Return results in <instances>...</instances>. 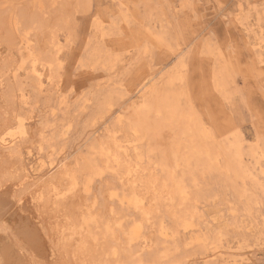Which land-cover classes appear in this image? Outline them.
<instances>
[{
	"label": "rangeland",
	"instance_id": "rangeland-1",
	"mask_svg": "<svg viewBox=\"0 0 264 264\" xmlns=\"http://www.w3.org/2000/svg\"><path fill=\"white\" fill-rule=\"evenodd\" d=\"M81 4L64 15H46L45 24L56 29L60 40L59 76L43 60L56 50L48 28L30 36L33 50L43 58L37 65L41 86L37 75H32L28 49L21 44L11 49L0 39L2 60H27L25 68L15 73L14 66L5 73L7 78L0 77V97L5 98L0 126L10 121L16 125L14 118L19 115L27 127V137L19 141L23 155L17 163L36 165L41 156L58 161L37 177L35 185L29 181L32 188L17 174L16 189L23 197L16 204L15 223L23 211L32 213L28 220L40 242L37 251L42 253V263L76 264L77 258L86 256L92 243L86 232L76 230V212L89 206L98 246L111 242L116 254L87 256L86 264H127V260L129 264L138 255L143 264H230L233 260L264 264V0H82ZM60 16H64L62 24L53 19ZM63 81L70 96L78 95L68 105L60 95ZM70 96L67 100H75ZM190 122L206 127L218 149L238 143L254 180L263 187L229 171L225 156H220L218 165L196 161L188 153L192 140L198 141L194 133H185ZM174 141L184 157H190V165L181 161L179 168L170 155ZM27 148L34 155L31 160ZM104 151L111 154L109 161ZM113 155L117 162L112 163ZM135 168L136 173L127 172L120 179L126 169ZM177 182L188 189L183 204L170 193L171 184ZM21 187L28 189L26 197ZM113 190L121 197L139 192L151 222L145 221L142 211L111 198ZM40 191L43 199L37 194ZM63 199L69 210L54 207ZM184 218L190 227L182 226ZM134 221L142 224L143 234L131 244L127 234ZM102 225L111 227L114 235L105 237L107 228Z\"/></svg>",
	"mask_w": 264,
	"mask_h": 264
},
{
	"label": "bare ground",
	"instance_id": "bare-ground-1",
	"mask_svg": "<svg viewBox=\"0 0 264 264\" xmlns=\"http://www.w3.org/2000/svg\"><path fill=\"white\" fill-rule=\"evenodd\" d=\"M82 3V0H0V39L4 40L8 43L9 47L12 48V46L16 45H23L25 46L24 48L28 49L29 55H30V63H31V67H32V75L35 74V76L37 75L38 80H39V84L40 86L42 85V81H41V73L38 70V63L42 64L43 60L44 62H46L47 64L53 66L51 69V72L55 73V77L56 75L59 76L58 72L59 69L61 70L62 64L60 63V59L58 57L59 52H61V46H60V40L57 37L56 34V29L55 28H50V26L48 27L46 22V15L51 14V15H55L57 16L58 14L60 15H64L66 14L68 11H71L74 6L76 7H80V4ZM82 5V4H81ZM75 7V8H76ZM72 8V9H71ZM71 9V10H70ZM77 9V8H76ZM80 11V10H78ZM72 12V11H71ZM69 12V13H71ZM81 12V11H80ZM86 13V12H85ZM77 14V12L75 13ZM64 17V16H63ZM62 16H60V18L54 17L53 19L56 18V22L61 23V20L63 18ZM72 19V18H71ZM67 20V19H66ZM73 20V19H72ZM71 20V21H72ZM54 21V20H53ZM53 23V22H52ZM66 23V22H65ZM48 24H51L48 23ZM55 24V22H54ZM62 24V23H61ZM68 24V23H66ZM55 27V26H53ZM44 28H48L49 32L51 33V40H52V46L55 48L56 50H53L54 48H52L53 51H50L46 54L45 57H41L38 54V50H33L34 48L31 46V39L30 36H32V32H38ZM46 31V30H45ZM75 31V30H74ZM42 32V31H41ZM44 32V31H43ZM53 32V34H52ZM49 33V34H50ZM34 35V34H33ZM48 35V34H45ZM44 35V36H45ZM42 36V35H40ZM43 37V36H42ZM41 37V38H42ZM82 37V36H81ZM39 38V37H38ZM44 38H49V37H44ZM44 40V39H43ZM82 40V39H81ZM36 41H38V39H36ZM68 42V41H67ZM33 43V42H32ZM43 47H44V42H42ZM36 44V43H35ZM39 44V43H38ZM51 44V43H50ZM2 45V44H1ZM48 45V44H47ZM37 46V45H36ZM14 47V49H15ZM42 47V49H43ZM50 47V46H49ZM4 48V47H3ZM19 48V47H18ZM63 48V47H62ZM20 49V48H19ZM70 50V49H69ZM27 51V50H26ZM1 52V51H0ZM8 52V51H7ZM2 53V52H1ZM4 55V54H3ZM74 55V53H73ZM8 56V55H7ZM76 57V56H75ZM4 59V57H2ZM8 58V57H7ZM72 58V57H71ZM16 59V58H15ZM43 59V60H42ZM77 59V58H76ZM70 62V61H69ZM19 63V61H18ZM17 62L14 61V59L9 58V59H5L2 60L0 58V77H2L7 71H10L11 68H13L14 66H16L14 72L17 73L18 70L25 68V66L27 65V60H22L21 63L18 64ZM45 63V64H46ZM68 63V62H67ZM73 64V63H72ZM79 64V63H78ZM47 67V65H45ZM27 68V67H26ZM40 70L41 67H39ZM44 68V67H43ZM92 69V68H91ZM17 70V71H16ZM22 71V70H21ZM13 72V71H12ZM25 74L26 70L24 71ZM11 73V71H10ZM15 73L13 75H15ZM50 73V72H49ZM17 75V74H16ZM54 75V74H53ZM64 75V74H63ZM6 74L4 75L3 78H5ZM34 76V75H33ZM32 76V77H33ZM52 77V76H50ZM64 77V76H63ZM7 78V76H6ZM15 78V77H14ZM19 78V75L18 77ZM65 78V77H64ZM24 79V78H23ZM27 79V78H26ZM56 79V78H55ZM1 80V78H0ZM29 80V79H28ZM58 80V79H57ZM64 80V79H62ZM150 80V78H149ZM14 81H17V79H15ZM13 81V82H14ZM35 81V80H33ZM25 82V81H24ZM28 82V81H27ZM31 82V81H30ZM61 82V81H60ZM59 82V83H60ZM73 82V81H72ZM4 83V82H3ZM2 83V84H3ZM17 84V82H15ZM37 83V85H38ZM6 84V82H5ZM11 84V83H10ZM66 81L62 82L61 85L59 86V90H60V95L63 98L62 103L64 105H68L69 103L76 101V94L72 95L74 97L75 100H67V98L70 96L68 91L65 88ZM75 84V83H74ZM149 83H144L141 87V89H143L144 87H146ZM34 85V84H33ZM82 85V83H81ZM5 86V85H4ZM25 86V85H24ZM39 86V89H40ZM57 86V85H56ZM22 87V86H20ZM27 87V85H26ZM38 87V86H37ZM9 88V86H8ZM43 88V87H42ZM57 88V87H56ZM17 89V88H16ZM46 89V88H45ZM74 89V88H73ZM76 89V88H75ZM141 89H139L138 91H140ZM5 90V89H4ZM21 90V89H20ZM19 90V91H20ZM136 90V89H135ZM10 91V90H9ZM79 91V90H78ZM137 91V92H138ZM6 92V91H5ZM13 92V91H11ZM9 92L8 95V99H6L7 101H9L11 99V95ZM21 92V91H20ZM168 92V91H167ZM14 93V92H13ZM19 93V92H18ZM184 93V92H183ZM4 94V93H3ZM20 94V93H19ZM79 94V93H78ZM56 95V94H55ZM46 96V95H45ZM70 96V98L72 97ZM47 97V96H46ZM40 98V97H39ZM79 98V97H78ZM5 98L0 97V108H4L1 103L5 102L4 100ZM158 99V97H157ZM11 101V100H10ZM9 101V102H10ZM61 101V100H60ZM14 102V100L12 101ZM29 102V101H28ZM165 102V101H164ZM31 103V101H30ZM8 104V103H6ZM21 104V103H19ZM9 105V104H8ZM11 105V103H10ZM32 105V104H31ZM5 106V103H4ZM33 106V105H32ZM12 107V106H11ZM10 107V108H11ZM29 107V106H28ZM145 107V106H144ZM143 107V108H144ZM8 108V106H7ZM36 108V107H35ZM146 108V107H145ZM9 109V108H8ZM12 111H14L15 109H13V107L11 108ZM22 109V108H21ZM142 109V107H141ZM32 110V109H31ZM51 110V109H50ZM147 110V109H146ZM20 111V108H19ZM25 111V110H24ZM66 111V110H65ZM158 111V110H157ZM156 111V113H157ZM6 112V111H5ZM18 112V110H17ZM16 112V113H17ZM33 112V111H32ZM146 112V111H145ZM15 113V114H16ZM148 113V112H147ZM170 113V112H169ZM168 113V114H169ZM173 114H175L174 112H172ZM9 116H12V112L8 111ZM145 114V113H144ZM4 115V114H3ZM9 116L7 117V119L9 118ZM14 116V115H13ZM12 116V118H13ZM193 116V115H191ZM5 118V120H7ZM15 121H16V125H14L13 123H7V124H2L3 126H0V264H44L42 263V257L40 254V251H37L38 249V245H39V239H37L36 236V232L34 227L31 225V222L28 220V216L31 215L30 213L23 211V215L20 217L18 223L16 224V204L20 203L22 201V194L18 193V191L20 192V189H16V181H17V174L21 173L23 178H25V183H29L30 180H32L31 182L35 185L36 180H39L37 177L40 176L42 173H44V171L47 170V168H50L54 165L57 164V159L53 158L50 156L51 160L47 161V158L49 157H45V156H41L38 159L37 164L35 165H24L23 163H21V161H19V164L17 163V158L19 160H21V157L23 155L22 153V147L21 144L19 143L20 139H22L23 137L25 138V136L27 135V127H26V123H25V119L22 116L16 115L15 116ZM52 119V118H51ZM188 119V118H187ZM138 120V118H137ZM190 120V119H189ZM194 120L195 119H191ZM8 121V120H7ZM64 121V120H63ZM163 121V120H162ZM42 122V121H41ZM59 122V121H58ZM3 123V122H2ZM15 123V122H14ZM47 123V122H46ZM77 123V122H76ZM162 123V122H161ZM164 123V122H163ZM166 123V122H165ZM200 123V122H199ZM45 124V123H44ZM43 124V125H44ZM53 124V123H52ZM192 123L190 122V125ZM46 125V124H45ZM48 125V124H47ZM46 125V126H47ZM69 125V124H68ZM188 125L185 128V133L189 136L190 133H194L195 136H197V143L195 144V139L192 140V144L191 145V149L190 151H188V153H192L191 156H195L194 158L196 159V161H206L208 163H212L214 165H218L219 164V158L220 156H225V160L227 161V167L228 170L231 171L232 173L236 174V175H242L245 178H251L252 180H254L255 173L246 165V161L244 159V152L241 149V147L237 146V145H232L230 147H223L221 149H218V146H215V142L213 143V140L211 139V137L208 135V133H206V130H204L199 126L198 123H194L193 125ZM41 126V125H40ZM165 126V125H164ZM170 126V125H169ZM35 127V125H34ZM52 127V126H51ZM203 127V126H202ZM40 128V127H38ZM47 128V127H46ZM170 128V127H169ZM33 129V126L31 128V131ZM35 129V128H34ZM33 129V130H34ZM42 129V128H41ZM30 130V129H29ZM45 130V129H44ZM48 130V129H47ZM42 131V130H41ZM39 132V131H38ZM43 132V131H42ZM31 133V132H30ZM32 134V133H31ZM40 137L42 135H39ZM27 137V136H26ZM165 137V136H164ZM177 137V136H176ZM187 137V136H186ZM42 138V137H41ZM174 138V137H173ZM180 138V136H179ZM171 139V138H170ZM186 139V138H185ZM214 139V138H213ZM48 140H46L47 142ZM164 141V140H163ZM173 141V140H171ZM236 141V140H235ZM50 142V141H49ZM180 142V140H179ZM26 143V142H25ZM39 143V142H38ZM42 143V142H40ZM39 143V146H41ZM55 143V142H54ZM164 143V142H163ZM162 143V144H163ZM171 153L173 158L176 160L177 165L180 168V163L181 161H184L187 165H190L191 163V159L190 157H184V155L181 153V146L179 145L178 142L174 141L171 142ZM236 144V143H235ZM56 145V144H55ZM185 145V144H184ZM190 146V144H189ZM161 148V147H160ZM188 148V147H187ZM28 151L26 150V154H27V159L31 160L34 155L32 154L31 149L27 148ZM64 149V147H63ZM25 150V149H24ZM105 150V149H104ZM154 150V149H153ZM188 150V149H187ZM101 151V149H100ZM105 152V151H104ZM153 152V151H152ZM106 156H107V161H109L111 154L109 152H105ZM187 153V151H186ZM100 154V153H99ZM260 154V153H259ZM91 155V154H90ZM101 155V154H100ZM53 156V155H52ZM94 156V155H93ZM113 162H117V157L115 155H113ZM189 156V155H188ZM258 157V156H257ZM171 158V157H170ZM104 159V158H103ZM102 159V160H103ZM263 159V158H262ZM100 161V160H99ZM249 161V160H248ZM88 162V161H87ZM173 162V161H172ZM83 163V162H82ZM90 163V162H89ZM107 163V162H106ZM102 164V163H101ZM166 164V163H165ZM176 164V163H175ZM257 164V163H256ZM92 166V163H91ZM105 166V165H104ZM81 167V165H80ZM88 165H87V169H88ZM176 167V166H175ZM86 168V167H85ZM101 169V168H100ZM99 169V170H100ZM138 168L135 169H126V172L124 173V175H121V178L123 176H125V174L128 172V175L130 176L131 174L133 175L134 173L137 172ZM94 170V169H92ZM102 170V169H101ZM189 170V169H187ZM223 170V169H222ZM221 170V171H222ZM104 171V170H103ZM118 171V170H117ZM262 171V170H261ZM264 171V170H263ZM98 172V171H97ZM101 172V171H100ZM99 172V173H100ZM134 172V173H133ZM174 172V171H173ZM206 172V171H205ZM222 173V172H221ZM95 175L97 173H94ZM226 174V173H225ZM89 175V174H88ZM21 176V177H22ZM171 176V175H170ZM96 177V176H95ZM181 177V176H180ZM36 178V179H35ZM179 178V177H178ZM41 179V178H40ZM90 179V178H89ZM172 179V178H171ZM92 180V179H91ZM179 180V179H178ZM53 181V180H52ZM77 181V180H76ZM107 181V180H106ZM180 181V180H179ZM184 181V180H183ZM255 183H257L256 186L258 187H263L258 181L254 180ZM22 182V181H21ZM30 182V183H31ZM75 180L73 181V184L75 185ZM89 182H91L89 180ZM174 182V181H173ZM20 183V182H19ZM27 183V184H28ZM29 183V184H30ZM106 183V182H105ZM244 183V182H243ZM264 183V182H263ZM21 184V183H20ZM25 185V186H30V185ZM53 184V183H52ZM166 184V183H165ZM50 185V183H49ZM77 183H76V192L78 190L77 187ZM90 185V184H89ZM109 185V183L107 184ZM173 185V189L170 191V193L173 196V199H177L183 202L187 201L188 199H186V195H187V190L186 189V185L184 184V182H177V183H173L171 184ZM170 185V186H171ZM21 186V185H20ZM33 185H31L30 187L32 188ZM122 186H123V182H122ZM51 187V185L49 186ZM90 187V186H89ZM168 187V185H167ZM24 188V195L25 193L28 191V189L25 191V187H21ZM135 188V187H134ZM153 188V187H152ZM52 189V188H51ZM131 189V188H130ZM171 189V188H169ZM18 190V191H17ZM45 192H49V188L47 189L46 186L44 187ZM88 188H87V192H88ZM106 190V189H105ZM139 190V189H137ZM136 190V191H137ZM90 191V190H89ZM115 191V190H113ZM112 191V195L111 198H117L122 204L126 203L128 206H132L137 210L142 211L143 216L145 218V221L147 223H150L152 220V217L150 216V213L148 211H146L145 209V202H144V198H142V195L139 193H135L133 192L131 195H123V197L118 195V191L113 192ZM134 191V190H133ZM85 192V193H87ZM109 192V191H108ZM107 192V193H108ZM32 193H35L34 191ZM31 193V194H32ZM40 198L39 199H43L44 196L42 195V192L40 191L37 194H40ZM104 193V192H103ZM102 193V194H103ZM169 193V194H170ZM27 194V193H26ZM168 194V195H169ZM264 194V193H263ZM48 195V194H47ZM50 195V194H49ZM63 197H67L68 195L66 193L61 194ZM75 195V194H74ZM156 195V194H155ZM201 195V194H200ZM30 196V195H29ZM37 196V195H36ZM258 196V195H256ZM26 197V195H25ZM24 197V198H25ZM32 197V195H31ZM49 198V197H48ZM47 198V199H48ZM256 198V197H255ZM254 200V199H253ZM112 201V200H111ZM195 201V200H194ZM50 202V201H49ZM65 199H63V202L58 203L56 206L54 207H61L63 210H69V208H66V206L64 205ZM160 202V201H159ZM174 202V201H173ZM25 203V202H24ZM43 203V202H42ZM179 203V202H178ZM257 203V202H256ZM23 204V203H21ZM68 204V203H67ZM121 204V205H122ZM19 205V204H18ZM17 205V206H18ZM40 205V204H39ZM38 205V206H39ZM179 205V204H178ZM181 205V204H180ZM44 206V205H43ZM69 206V204H68ZM183 206V205H182ZM20 208V205L18 206ZM27 207V206H26ZM32 207V206H31ZM25 208V207H24ZM29 208V207H28ZM27 208V209H28ZM89 208V206H88ZM87 209H81L80 213L79 211L76 212V217L78 218V222L77 223V227L76 230L80 231V232H86V234H88L89 238L91 239V243H92V247L91 249L88 251V253L86 254V256H84V258L81 260L80 258H77V263L76 264H86L88 257H95L97 256H103L105 257V255H111L113 256V254H116V249L115 246L111 243V242H107L106 244L101 245V247H99L98 242H99V237L98 234L95 232V229L97 228H93V225H95V220L94 218H92L88 212L89 210ZM95 208V206H94ZM176 208V207H175ZM77 209V208H76ZM111 209V208H110ZM45 210V209H44ZM64 210V211H65ZM121 210V209H120ZM129 210V209H128ZM189 211H191V209H188ZM19 211V210H17ZM94 211V210H93ZM96 211V210H95ZM124 211V209H123ZM188 211V213H189ZM126 212V211H125ZM157 212V211H156ZM173 212V211H172ZM183 212V211H182ZM79 213V214H78ZM92 213V212H91ZM95 213V212H94ZM98 212H96L97 214ZM120 213V212H119ZM127 213V212H126ZM160 213V212H158ZM19 214V212H18ZM99 214V213H98ZM78 215V216H77ZM118 215V214H117ZM120 215V214H119ZM185 215V214H184ZM32 216V215H31ZM187 216V215H186ZM94 217V215H93ZM98 217V216H97ZM117 217V216H116ZM127 217V216H126ZM129 217V215H128ZM31 218V217H30ZM130 219L132 218L129 217ZM128 218V220H129ZM161 218V217H160ZM178 218V217H177ZM182 218V217H181ZM118 219H120L118 217ZM124 219V218H123ZM122 219V220H123ZM126 219V218H125ZM134 219V218H133ZM101 220V219H100ZM112 220V219H111ZM71 221V220H70ZM67 222L69 225L73 224L71 222ZM113 221V220H112ZM110 221V222H112ZM116 221V220H115ZM120 221V220H119ZM37 221H35L36 223ZM109 222V224H110ZM118 222V221H117ZM116 222V223H117ZM121 222V221H120ZM135 222V221H134ZM142 222V221H141ZM162 223V222H161ZM176 223V222H175ZM97 224V222H96ZM107 224V221L105 223V225ZM112 224V223H111ZM126 224V223H125ZM74 225V224H73ZM105 225H102V227L104 228ZM120 226V228H122L121 224H118ZM160 225V224H159ZM131 226V225H130ZM185 228H188L191 226V224L189 222H187V219L184 218L183 219V225ZM96 227V226H95ZM98 227V225H97ZM159 227V226H158ZM160 227H162L160 225ZM105 228H107V230H105V237L109 238V234H113L112 228L109 226H106ZM104 228V229H105ZM131 228V227H130ZM142 224L138 223L133 225V227L129 230L127 236H128V242L135 243L137 242V240H139L143 234L142 232ZM145 228V227H144ZM166 228V227H165ZM174 228V227H173ZM73 230H75V227H72ZM99 230V229H98ZM159 230V229H158ZM161 230V228H160ZM121 231V230H120ZM102 232V231H101ZM104 232V231H103ZM116 234V233H115ZM52 235V234H51ZM165 235V234H164ZM104 236V233H103ZM173 236V235H172ZM112 237V236H110ZM164 237H167L164 236ZM107 238V239H108ZM168 239V237H167ZM106 240V239H105ZM103 241V240H102ZM113 241V240H112ZM148 241V240H147ZM145 242V241H144ZM42 243V242H41ZM121 243V242H120ZM151 244V243H150ZM122 245V244H121ZM134 245V244H133ZM152 245V244H151ZM41 246V245H40ZM103 246V247H102ZM127 246V245H126ZM131 246V245H130ZM124 247V246H123ZM210 247V246H209ZM100 248V249H99ZM130 248V247H129ZM205 248V247H204ZM40 249V247H39ZM132 249V248H131ZM203 249V248H202ZM123 250L122 249V253L123 254ZM135 250V249H134ZM143 250H145V248H143ZM53 251V250H51ZM169 251V250H168ZM132 252V251H131ZM146 252V251H145ZM166 252V251H164ZM171 251H169L170 253ZM129 253V252H128ZM127 253V254H128ZM133 253V252H132ZM132 253H129V255ZM135 253V251H134ZM144 253V252H143ZM157 253V252H156ZM159 253V252H158ZM173 253V252H172ZM119 254V253H118ZM117 254V255H118ZM126 254V253H125ZM124 254V255H125ZM162 254V253H161ZM120 255V256H121ZM128 255V257H130ZM134 255V254H133ZM137 255V254H136ZM163 255V254H162ZM96 256V257H97ZM140 255H138V259L133 260V262L129 263V264H143L142 258H139ZM166 256V255H165ZM170 256V255H169ZM48 257V256H47ZM98 257V258H99ZM122 257V256H121ZM153 257V256H152ZM162 257V256H161ZM160 257V258H161ZM167 257V256H166ZM87 258V259H86ZM116 261L118 257H115ZM123 258V257H122ZM125 258V257H124ZM134 258V257H133ZM168 258V257H167ZM95 259V258H94ZM105 259V258H104ZM108 259V258H107ZM119 259V258H118ZM130 259V258H128ZM172 259V258H171ZM97 260V259H96ZM100 260V259H99ZM114 260V259H112ZM123 259H121L122 261ZM158 260L161 261V259L158 258ZM90 261V260H89ZM88 261V262H89ZM102 261V260H101ZM111 261V260H110ZM87 262V263H88ZM109 262V261H108ZM119 262V260H118ZM183 262V261H182ZM71 262L69 261V264ZM92 263V262H91ZM104 263V262H103ZM114 263V262H113ZM159 263V262H158ZM228 263H232L235 264L236 261H232V262H228ZM65 264V263H64ZM74 264V263H72ZM127 264H128V260H127ZM146 264V263H145ZM172 264V263H171Z\"/></svg>",
	"mask_w": 264,
	"mask_h": 264
}]
</instances>
